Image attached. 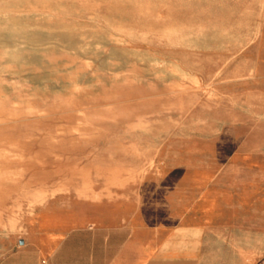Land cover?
Masks as SVG:
<instances>
[{
	"label": "rangeland",
	"instance_id": "1",
	"mask_svg": "<svg viewBox=\"0 0 264 264\" xmlns=\"http://www.w3.org/2000/svg\"><path fill=\"white\" fill-rule=\"evenodd\" d=\"M263 15L264 0H0V236L147 175L195 188L233 125L264 124L226 93Z\"/></svg>",
	"mask_w": 264,
	"mask_h": 264
},
{
	"label": "crops",
	"instance_id": "2",
	"mask_svg": "<svg viewBox=\"0 0 264 264\" xmlns=\"http://www.w3.org/2000/svg\"><path fill=\"white\" fill-rule=\"evenodd\" d=\"M242 54L247 76L226 93L259 103L264 118V15ZM231 130L230 152L219 156L216 142L195 188L187 173L162 175L175 184L157 190L147 175L140 192L129 184L109 198L76 197L42 211L25 236H0V264H264V124Z\"/></svg>",
	"mask_w": 264,
	"mask_h": 264
},
{
	"label": "bare ground",
	"instance_id": "3",
	"mask_svg": "<svg viewBox=\"0 0 264 264\" xmlns=\"http://www.w3.org/2000/svg\"><path fill=\"white\" fill-rule=\"evenodd\" d=\"M71 127H72V125H71ZM75 127V126H74ZM71 129V128H70ZM68 130H69V128H68ZM64 131V130H63ZM67 133H68V131H67ZM59 134V133H58ZM61 134V133H60ZM69 141V140H68ZM59 142H61V141H59ZM66 142H67V140H66ZM69 145V144H68ZM72 146V145H71ZM73 147V146H72ZM66 149V148H65ZM171 150V149H170ZM68 155V154H67ZM72 160V159H71ZM66 167V166H65ZM64 167V168H65ZM163 174V173H162ZM173 189V188H172Z\"/></svg>",
	"mask_w": 264,
	"mask_h": 264
}]
</instances>
